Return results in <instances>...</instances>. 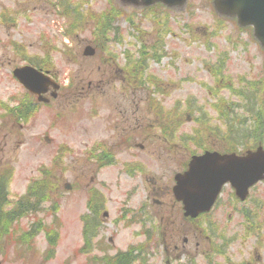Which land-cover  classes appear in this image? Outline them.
Returning <instances> with one entry per match:
<instances>
[{"label": "rangeland", "instance_id": "374dc122", "mask_svg": "<svg viewBox=\"0 0 264 264\" xmlns=\"http://www.w3.org/2000/svg\"><path fill=\"white\" fill-rule=\"evenodd\" d=\"M160 5L0 0L5 211L43 167L53 172L49 196L0 241V264H105L118 252L131 264H264V180L244 201L224 187L197 219L172 190L194 155L264 147V46L215 0ZM19 63L44 68L57 97L44 104L20 88ZM20 94L37 107L21 129L11 117ZM39 222L46 231L31 236Z\"/></svg>", "mask_w": 264, "mask_h": 264}, {"label": "water", "instance_id": "95a60500", "mask_svg": "<svg viewBox=\"0 0 264 264\" xmlns=\"http://www.w3.org/2000/svg\"><path fill=\"white\" fill-rule=\"evenodd\" d=\"M131 1L144 6L161 2L171 7L184 0ZM216 6L225 14L237 16L240 25H253L255 36L264 46V0H216ZM94 53L91 46L85 49V55ZM14 75L40 99L47 92L49 84L55 89L59 88L49 77L32 67L17 69ZM175 179V198L183 203L185 215L195 218L211 209L223 185L228 182L235 188L236 195L245 200L249 189L258 181L264 180V149L259 147L256 152L244 157L206 151L194 156L189 169L183 174H177Z\"/></svg>", "mask_w": 264, "mask_h": 264}, {"label": "trees", "instance_id": "16d2710c", "mask_svg": "<svg viewBox=\"0 0 264 264\" xmlns=\"http://www.w3.org/2000/svg\"><path fill=\"white\" fill-rule=\"evenodd\" d=\"M156 6V5H155ZM157 6H162L157 4ZM28 109H21V117L25 120L30 117L34 109L30 106H26ZM103 156V155H102ZM103 159L105 160L104 156ZM56 168V167H55ZM54 169V168H53ZM42 178L33 182V184L28 188L27 196L21 200L16 209L9 211H5V206L7 202V186L9 183L10 176L12 174L11 170H0V241L7 235H9L10 227L13 221L17 219H21L26 217L27 215L32 213V210H36L37 207L42 204V201H45V198L49 196L51 184L53 180L51 179L53 176L52 170L48 168H43ZM53 188V187H52ZM31 199V201H30ZM32 200H36L32 203ZM84 222L89 224L90 219L88 217L84 218ZM88 226L86 225L85 230V245L84 248H90L89 245V232L87 231ZM46 231L43 222H39L32 230L28 231L31 236H36L39 232ZM28 233L24 234L23 241L27 238ZM29 237V236H28ZM48 241L52 246H56V238L53 235L48 234ZM80 249V252L82 253ZM105 264H131L133 262L132 252H118L116 255L106 258L103 260Z\"/></svg>", "mask_w": 264, "mask_h": 264}, {"label": "flooded vegetation", "instance_id": "af4514ba", "mask_svg": "<svg viewBox=\"0 0 264 264\" xmlns=\"http://www.w3.org/2000/svg\"><path fill=\"white\" fill-rule=\"evenodd\" d=\"M20 65H16L15 67H14V69H13V71L17 68V67H21V63H19ZM13 71H12V73H13ZM19 86H20V88H21V82L19 83ZM50 93V95H51V92H48L45 96H47L48 94ZM46 99V98H45ZM17 105H18V110H17V117H18V122H16V121H14L15 123H14V125H16V123H18V125H19V127H20V129H21V94L19 95V97L17 98ZM20 134H18V136H19ZM21 143V141H19L18 140V142H16V146H17V144L19 145ZM5 145V143H3V142H1L0 141V146H4ZM5 147V146H4ZM187 241V240H186ZM178 249V248H177Z\"/></svg>", "mask_w": 264, "mask_h": 264}]
</instances>
